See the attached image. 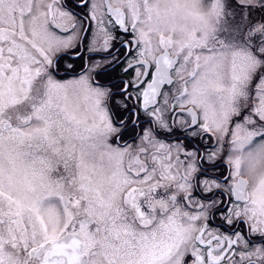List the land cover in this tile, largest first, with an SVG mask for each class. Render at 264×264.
Segmentation results:
<instances>
[{
    "label": "snow or ice",
    "instance_id": "6c2138e0",
    "mask_svg": "<svg viewBox=\"0 0 264 264\" xmlns=\"http://www.w3.org/2000/svg\"><path fill=\"white\" fill-rule=\"evenodd\" d=\"M0 264H264V0H0Z\"/></svg>",
    "mask_w": 264,
    "mask_h": 264
}]
</instances>
